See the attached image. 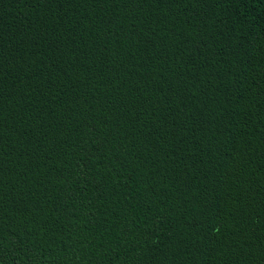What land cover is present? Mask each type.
Wrapping results in <instances>:
<instances>
[{"label":"trees","instance_id":"obj_1","mask_svg":"<svg viewBox=\"0 0 264 264\" xmlns=\"http://www.w3.org/2000/svg\"><path fill=\"white\" fill-rule=\"evenodd\" d=\"M0 264H264V0H0Z\"/></svg>","mask_w":264,"mask_h":264}]
</instances>
